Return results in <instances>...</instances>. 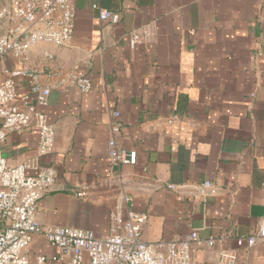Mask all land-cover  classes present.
Instances as JSON below:
<instances>
[{
	"label": "crops",
	"instance_id": "crops-1",
	"mask_svg": "<svg viewBox=\"0 0 264 264\" xmlns=\"http://www.w3.org/2000/svg\"><path fill=\"white\" fill-rule=\"evenodd\" d=\"M93 4L120 21L101 23ZM75 7L71 44L45 49L60 72L84 66L93 88L53 90L42 108L55 138L39 164L57 177L38 201V223L105 237L125 195L129 209L148 216L147 244L196 230L201 240H220L197 249L192 264H218L221 250H235V264H264V242L249 250L235 244L264 218L263 1L75 0ZM134 31L141 40L131 49ZM114 112L118 146L135 151L133 166L109 160ZM36 147L28 131L8 136L2 149L18 164ZM205 181L214 190L200 198L195 186ZM56 255L39 235L27 250L31 264L39 256L60 264Z\"/></svg>",
	"mask_w": 264,
	"mask_h": 264
},
{
	"label": "built area",
	"instance_id": "built-area-1",
	"mask_svg": "<svg viewBox=\"0 0 264 264\" xmlns=\"http://www.w3.org/2000/svg\"><path fill=\"white\" fill-rule=\"evenodd\" d=\"M264 3V0H262ZM101 23L117 24V12L93 4ZM76 16L75 0H0V264H31L27 250L35 235L57 250L52 261L60 264H192L193 253L205 246L213 249L220 239L201 240L196 230L169 242L145 243L142 230L148 216L129 209V197L122 196L110 213L109 231L105 237L91 232L48 225L36 219L38 201L50 191L57 174L52 167H43L39 159L52 152L54 130L42 108L53 90L76 87L83 93L93 84L84 66L67 72L51 66L54 55L46 46L67 47L73 39ZM141 40L138 32L129 34L133 49ZM40 61H43L41 65ZM110 124L108 157L116 167L133 166L135 151L119 148V113ZM35 131V157L18 164L3 153V144L10 135ZM32 171V174L28 172ZM181 186L165 184L176 191ZM200 198L213 192L205 181L195 186ZM87 195L85 190L76 194ZM264 242V218L254 233L237 237V249L249 250ZM235 250H221L218 264H235ZM43 256L33 264H45Z\"/></svg>",
	"mask_w": 264,
	"mask_h": 264
}]
</instances>
